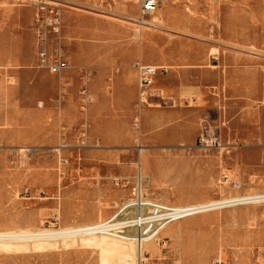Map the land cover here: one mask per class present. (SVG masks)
<instances>
[{
  "label": "rangeland",
  "instance_id": "obj_1",
  "mask_svg": "<svg viewBox=\"0 0 264 264\" xmlns=\"http://www.w3.org/2000/svg\"><path fill=\"white\" fill-rule=\"evenodd\" d=\"M34 2L0 0V233L63 232L117 216L123 222L134 215L122 208L141 171L147 200L169 207L264 194V141L254 131L244 146L250 133L232 126L239 112L227 110L223 123L211 125L226 150H199L201 127L194 141L159 144L158 135L176 127L191 136L202 116L189 100L164 125L155 117L176 109L173 100L160 90L164 100L143 104L139 75L137 87L129 80L138 64L159 65L168 72L154 87L186 89L191 62H206L204 72L246 55L264 62V0H160L154 27L139 24L138 0H63L69 68L57 76L37 63ZM255 106L263 109L264 101ZM59 238L0 240V264L108 259L83 240L89 237ZM159 239L148 242L145 264H264V202L179 220Z\"/></svg>",
  "mask_w": 264,
  "mask_h": 264
},
{
  "label": "crops",
  "instance_id": "obj_2",
  "mask_svg": "<svg viewBox=\"0 0 264 264\" xmlns=\"http://www.w3.org/2000/svg\"><path fill=\"white\" fill-rule=\"evenodd\" d=\"M247 58H233L229 62L213 66L215 70L200 71L199 68L206 66V62L199 65L198 63L188 64L192 68L193 84L186 89L176 88L169 89L165 85L156 86V80L159 76L168 72L162 66H155L161 69L157 76L155 83L151 88V93L154 97L152 99H162L165 97L160 90L165 91L167 96L170 97L176 109L172 108L165 111L160 116H156L157 121L162 124H169L176 122L179 118V111H182V106L185 101H192L191 110L201 114V121L199 116L191 124V136L186 135V131L179 129H169L158 135V143L164 145H176L180 143H188L194 141V135L203 130L205 122L208 127L211 125L221 124L225 117L227 110L231 114L239 115L235 117L232 126H235L236 131L244 135V131L250 133L249 136H244V146L249 148L255 136L254 131L259 132L261 143L264 141V107L261 110H256L255 104L264 101V62L258 60L251 55H246ZM129 80L137 87L138 74L133 71ZM207 81L210 82L207 84ZM218 84V86H216ZM157 91V92H153ZM217 111L218 118L212 119L210 112ZM232 116V115H230ZM223 123V122H222ZM181 125H178L180 127ZM222 129V126H219ZM224 127H227L224 121ZM222 131V130H221Z\"/></svg>",
  "mask_w": 264,
  "mask_h": 264
},
{
  "label": "built area",
  "instance_id": "obj_3",
  "mask_svg": "<svg viewBox=\"0 0 264 264\" xmlns=\"http://www.w3.org/2000/svg\"><path fill=\"white\" fill-rule=\"evenodd\" d=\"M34 23L37 28V63L42 69L49 71L52 75H61L68 70L69 65L63 51V39L61 29L63 26V9L65 3L63 0H36L34 2ZM140 11L142 17H149L154 14L160 4V0H140ZM139 75V98L140 102L147 104L154 97L151 93L154 80L160 73V68L153 66L137 65ZM86 103H90L89 96L83 95ZM211 126H205L198 138L197 148L203 152L222 151L227 148L222 144L220 138L211 131ZM117 183H119L117 181ZM145 181L139 175L132 189V198L123 206L122 213H129L131 210L145 208L144 213L134 211V215L125 218L122 225L123 229L106 231L112 223H97L85 228L82 232L88 236H100L104 232L110 234H119L127 228L140 230V236H151L155 238L167 225L173 223L179 215V212L173 208L147 200L144 194ZM201 212L189 211L185 218L199 215ZM182 220V219H181ZM161 243V241H158ZM143 241L140 240V245ZM141 247V246H140ZM146 254H140L139 264H145ZM214 264H223L217 260Z\"/></svg>",
  "mask_w": 264,
  "mask_h": 264
},
{
  "label": "bare ground",
  "instance_id": "obj_4",
  "mask_svg": "<svg viewBox=\"0 0 264 264\" xmlns=\"http://www.w3.org/2000/svg\"><path fill=\"white\" fill-rule=\"evenodd\" d=\"M140 3V0H138ZM152 20H147L145 18L147 17H142L139 20V24L142 26H150L151 27L155 26L158 23V18L153 14ZM161 21V20H160ZM140 65V64H139ZM140 99V98H139ZM141 101V100H140ZM144 104V103H143ZM139 176V175H138ZM140 176L142 177L143 181H146L147 179L143 177L142 171L140 173ZM138 180V177L136 181ZM135 181V183H136ZM134 187V185H133ZM264 202V194L262 195H253V196H245V197H238V198H233V199H227V200H222V201H217V202H209V203H204V204H199V205H191V206H186V207H169L165 206L168 208H173L174 210L179 212V215L176 219H185L189 215V211H197L201 212L200 214L208 213L213 210L221 209V208H226V207H231V206H236L239 204H249V203H261ZM125 205V204H124ZM144 213L145 208H142L141 210L139 209H134V211ZM133 210L130 212L133 213ZM124 214V213H123ZM196 216V215H195ZM179 220L174 221L178 222ZM117 221V222H115ZM112 222L108 229L106 231L110 230H117V229H123L122 227H119L122 225L123 222H119L118 216L113 220L110 221ZM108 222V224L110 223ZM115 222V223H114ZM107 223V222H103ZM167 225L155 238H152L151 236H140V230L139 229H134V228H127L124 231L120 232L119 234H125L126 236H120L117 234H110L107 232H104L100 236H88L82 232H85V227H81L75 230H69V231H63V232H38V233H33L30 231H25V232H5V233H0V240L5 241H14L16 244L18 242H37L36 244H47L44 243L43 241L45 240H51V239H56L59 237L62 238H70V237H89L87 239H83L86 242H90L93 245L97 246L99 249L101 248L103 253L108 254V259H103L101 264H139L140 262V254L142 253H148L149 249L151 246L148 242L150 241H155L157 244H159L158 241H160L159 236L162 234V232L169 227L171 224ZM94 225V224H93ZM90 226V225H89ZM111 237L114 239H118L124 242L126 245L122 246H114L113 244L110 243L106 238ZM60 239V238H59ZM142 239L143 243L140 245V240ZM22 243V244H23ZM122 243V242H121ZM10 245L8 247H15L17 245ZM137 245V246H136ZM141 246V247H140ZM19 247V246H17ZM155 251V249H154ZM149 254V253H148ZM148 260V259H147ZM137 261V263H136Z\"/></svg>",
  "mask_w": 264,
  "mask_h": 264
}]
</instances>
